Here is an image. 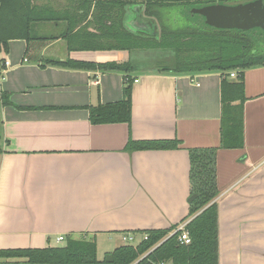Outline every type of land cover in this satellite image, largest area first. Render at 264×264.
<instances>
[{
    "label": "crops",
    "instance_id": "crops-1",
    "mask_svg": "<svg viewBox=\"0 0 264 264\" xmlns=\"http://www.w3.org/2000/svg\"><path fill=\"white\" fill-rule=\"evenodd\" d=\"M36 4L62 20L33 24L30 40H10L0 53V250L55 247L58 237L64 244L73 236L115 242L112 252L123 237L186 223L189 150L218 148V264H264V66L242 74L243 147L220 149L222 73L53 66L122 63L130 54L80 49L95 42L75 33L101 31L93 6L77 21L78 0ZM72 20L69 42L63 36ZM126 78L133 81L130 123L91 124L88 108L120 102ZM160 140L179 145L127 150L130 141Z\"/></svg>",
    "mask_w": 264,
    "mask_h": 264
},
{
    "label": "trees",
    "instance_id": "trees-1",
    "mask_svg": "<svg viewBox=\"0 0 264 264\" xmlns=\"http://www.w3.org/2000/svg\"><path fill=\"white\" fill-rule=\"evenodd\" d=\"M254 0H78L82 10L81 21L93 6L94 19L101 31L97 34L81 33L72 35L73 25H69L64 38L80 37L81 41H93L92 46L80 49L103 51H127V62H106L103 64L73 61L51 62L53 66L76 70H99L129 74L140 64H149L157 53L143 57V51L169 54L156 63L157 73L189 74L196 72L222 73L220 84L221 126L220 149H241L243 147V93L242 74L245 70L264 66V47L259 46L264 34L260 31L241 32L237 30H217L195 24L189 27L169 26L168 14L176 11L189 12L214 4L235 6ZM94 3V5H93ZM138 5L145 17L154 19L159 25L158 35L149 36L129 31L124 20L127 8ZM51 7L39 6L36 0H0V53H6L10 40H30L32 25L40 22H59L62 17ZM190 17V15L188 14ZM200 17L198 15H194ZM193 16V17H194ZM73 48V47H70ZM144 49V50H143ZM167 52V53H166ZM137 56L143 58H137ZM148 57V58H147ZM137 58V59H136ZM170 61V64H165ZM142 62H144L142 64ZM164 65H160L161 63ZM235 72L234 80L229 73ZM125 79L123 99L120 102L90 106L91 124L127 123L131 121V84ZM2 104H8L6 94H1ZM0 121V155L2 154ZM179 145L175 140L130 141L129 151L173 150ZM218 148L189 150V183L191 195L196 198L189 204V221L185 226L190 243L180 244L177 240L178 225L166 230H151L138 233L135 244H124L115 248L110 255L97 257L94 237H68L62 246L44 249L0 250V264H218L216 156ZM146 236V240H143Z\"/></svg>",
    "mask_w": 264,
    "mask_h": 264
},
{
    "label": "water",
    "instance_id": "water-1",
    "mask_svg": "<svg viewBox=\"0 0 264 264\" xmlns=\"http://www.w3.org/2000/svg\"><path fill=\"white\" fill-rule=\"evenodd\" d=\"M133 16L126 15L125 27L133 33H143L149 36L158 35V25L154 19L145 17L140 6L127 8ZM190 16L198 15L204 19L205 25L217 30H237L241 32L260 31L264 34V0H254L245 4L226 6L214 4L188 12ZM196 198H189L191 203ZM106 263L112 262V256L105 257Z\"/></svg>",
    "mask_w": 264,
    "mask_h": 264
},
{
    "label": "rangeland",
    "instance_id": "rangeland-1",
    "mask_svg": "<svg viewBox=\"0 0 264 264\" xmlns=\"http://www.w3.org/2000/svg\"><path fill=\"white\" fill-rule=\"evenodd\" d=\"M190 11V10H189ZM128 15L133 16L134 13H132L130 10L127 11ZM127 15V14H126ZM174 15L175 12L172 13V15L168 14L167 16V23L169 24V26H177V27H189L190 25H193L196 23V25L200 28H204L205 22L204 19L202 17H197V16H188V10L187 12L185 11L184 13L180 12V11H176V16H177V21L174 20ZM158 25V24H157ZM159 28V25H158ZM211 28V27H210ZM261 41H264V37H261ZM144 50V49H143ZM150 53H157L154 55V58L152 61H150L149 64H144L141 65L139 64L138 69L139 70H151V71H156L159 66L158 63H156V58H158V60L163 59L165 56L168 58L169 54H159V52H152V51H143V57H146L147 55H149ZM167 53V52H166ZM140 56H137V58H143ZM136 58V59H137ZM148 58V57H147ZM144 62H142L143 64ZM165 64H170V61H166ZM160 65H164V63L162 62ZM136 238V237H135ZM117 241V240H116ZM138 241V239H136V242ZM123 244H127V242H122ZM115 242L111 243L110 246L108 244H105L103 242V238H98L97 239V257L99 259H103L104 257L107 256V252H111L110 250L113 248V246H115ZM63 244L60 243L57 246H62Z\"/></svg>",
    "mask_w": 264,
    "mask_h": 264
},
{
    "label": "built area",
    "instance_id": "built-area-1",
    "mask_svg": "<svg viewBox=\"0 0 264 264\" xmlns=\"http://www.w3.org/2000/svg\"><path fill=\"white\" fill-rule=\"evenodd\" d=\"M7 66H8V62H5L4 63V67H7ZM3 73H4V71L0 70V79L2 78V74ZM229 76L231 78H235V73L231 72V73H229ZM186 224H187V222L179 225L178 228L175 231V232H178V238H177L178 242L180 244H183V245H188L190 243V239H189L188 233H187V231H185ZM146 238H147L146 236H143V240H146ZM63 240H64L63 237H58L57 238V242L58 243H61ZM122 241L123 242H127V244H135V243L138 242V241L136 242V238L133 237V236L123 237Z\"/></svg>",
    "mask_w": 264,
    "mask_h": 264
},
{
    "label": "flooded vegetation",
    "instance_id": "flooded-vegetation-1",
    "mask_svg": "<svg viewBox=\"0 0 264 264\" xmlns=\"http://www.w3.org/2000/svg\"><path fill=\"white\" fill-rule=\"evenodd\" d=\"M259 46L264 47V43L261 42Z\"/></svg>",
    "mask_w": 264,
    "mask_h": 264
}]
</instances>
